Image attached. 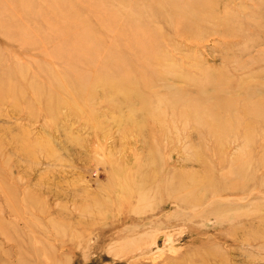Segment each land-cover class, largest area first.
Masks as SVG:
<instances>
[{
  "label": "rangeland",
  "instance_id": "1",
  "mask_svg": "<svg viewBox=\"0 0 264 264\" xmlns=\"http://www.w3.org/2000/svg\"><path fill=\"white\" fill-rule=\"evenodd\" d=\"M207 77L264 98V0H0V264H264V123L148 115Z\"/></svg>",
  "mask_w": 264,
  "mask_h": 264
},
{
  "label": "bare ground",
  "instance_id": "2",
  "mask_svg": "<svg viewBox=\"0 0 264 264\" xmlns=\"http://www.w3.org/2000/svg\"><path fill=\"white\" fill-rule=\"evenodd\" d=\"M195 16H196L195 18L199 19V17H198L199 14L198 15L195 14ZM215 19L211 18V20H213V21ZM211 20H209V21H211ZM180 22H181L180 25H182L183 24L182 21H180ZM180 22H177V24H176L177 27L175 26V28H179V23ZM192 28H199V24H196L194 22L192 24ZM191 33H192V31H191ZM160 59H162V58H160ZM169 63H170V61H169ZM160 75H161V73H160ZM163 76H164V73H163ZM163 76H162V78H163ZM162 78H160L158 80L162 81L161 80ZM164 80H165V78H163V81ZM131 83H132V79L130 77L126 76V78H122L120 80L118 85L120 84L119 87H123V88L124 87H128L129 88V85ZM154 83H155V81H153V82L150 81L149 83L145 82V87H147L149 85H150V87H153ZM222 83L223 82H215V80H211L210 78L207 77V78L204 79V81L202 82V85L199 87L200 92L195 96V99H194V97H188V96H182L183 99H180L179 97H172V96H176V91H175V93L169 94V96H168L169 98L167 97L168 99L159 100L157 102L159 107L156 108V109L154 108L153 110H150L149 112L152 113V114H148V115H150V117L153 118L154 122H160V115L163 113L162 112L160 115L158 114L159 111H160L159 110L160 107L169 106L171 108H176L177 106H179L178 112L176 113L179 116H177V117L174 116V120L175 119H185V120L189 119V120L193 121V123L195 124L196 118H204L205 124H206V128H207L208 132L213 136L214 139H218L219 140L221 138V133L224 131L223 123H221L220 121H216V118H214L213 116H215V114H219L220 116H224L225 113L223 115L222 113H220V111L225 110L226 104H228V102H230V101H234L235 100L234 97L237 95V94H234L233 96L231 95L229 98H226V99L223 98L222 95L224 93H222V91L220 90V88L222 86ZM210 84L211 85L213 84V86H212L213 88L210 91H208L207 87L210 86ZM113 85H117V83L115 81H112L111 86L114 87ZM127 91H129V90H127ZM178 93H179V91H178ZM211 93H217V94L222 93V94H221V96L220 95H216L214 97L212 96V98L205 99V97L210 96ZM119 94H121V93H119ZM122 95H123L122 97L125 99L124 101H126V100L131 101L132 99H134L136 97V93H133V92H132L131 97L126 95V94H122ZM152 95H155V94H152ZM159 98L160 97H156L157 100ZM141 99L142 98H140V100ZM253 101L256 102V103L252 102L251 99H248V102L246 104L244 103L245 105H243L242 107H232V108H230V110H228V111H231V112H228L225 115V117H226L225 126L226 127H231L230 124L237 123L236 126L244 129L245 134H246L245 137H248L251 131H252V133H254L253 131L255 130V128L257 126L260 125V128H261V124L264 123V102H263L264 98L258 97V98H255ZM144 106H143V108L146 107V106L145 107ZM133 112L134 111H132V113ZM148 118H149V116H148ZM208 119H210V120L208 121ZM233 120H237V121H233ZM247 120H249V124H247V122H246ZM241 122H245V125H240ZM137 124H139V123H137ZM171 128L172 127H170V129ZM231 132H232V130H231ZM163 137H164V135H163ZM209 138H210V136H209ZM208 141H209V139H208ZM245 147L247 148V146H245ZM235 173L237 174L238 172L235 171Z\"/></svg>",
  "mask_w": 264,
  "mask_h": 264
}]
</instances>
